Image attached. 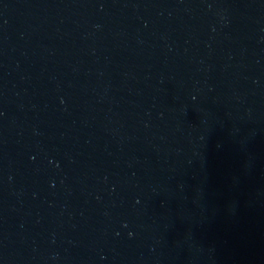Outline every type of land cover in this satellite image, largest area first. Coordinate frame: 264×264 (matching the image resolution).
Segmentation results:
<instances>
[{
  "label": "water",
  "instance_id": "water-1",
  "mask_svg": "<svg viewBox=\"0 0 264 264\" xmlns=\"http://www.w3.org/2000/svg\"><path fill=\"white\" fill-rule=\"evenodd\" d=\"M264 0H0V223L106 108Z\"/></svg>",
  "mask_w": 264,
  "mask_h": 264
}]
</instances>
